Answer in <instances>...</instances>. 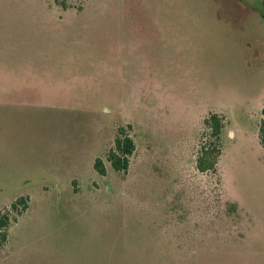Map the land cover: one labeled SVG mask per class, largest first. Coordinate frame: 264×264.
<instances>
[{"label": "crops", "instance_id": "0c3cea01", "mask_svg": "<svg viewBox=\"0 0 264 264\" xmlns=\"http://www.w3.org/2000/svg\"><path fill=\"white\" fill-rule=\"evenodd\" d=\"M2 5L21 9L16 22L29 34L14 60L0 62V139H11L0 146V153L32 156L13 169L24 184L41 187L38 197L44 203L34 208L36 195L23 191L0 205L29 198L26 211L8 227L0 264H28L30 248L38 250V259L63 249L70 233L68 219L58 218L60 209L69 216L70 200L78 207L74 213L80 214L82 192L76 175L55 171L68 168L65 157L88 135L100 137L98 151L104 157L119 127H131L137 150V138L167 143L174 126L176 137L190 136L182 145L189 154L197 147L205 117L217 113L226 118L218 164L242 138L222 103L239 100L231 98L230 90L245 91L248 80L249 85L257 80L264 45L262 0H112L109 33L98 32L99 19L81 14L72 18L71 11L56 17L45 0H0ZM0 22L16 25L2 16ZM5 27L0 26V32ZM232 64L241 67L234 81ZM263 99L261 93L251 137L264 154L257 134ZM30 137L35 144L25 141ZM62 183L66 189L61 192ZM139 230L148 236L145 250L130 246L138 238L132 233L116 236L112 264H162V225L154 227L155 233L148 226ZM120 252L133 258L124 259ZM140 252H145L143 258Z\"/></svg>", "mask_w": 264, "mask_h": 264}, {"label": "rangeland", "instance_id": "374dc122", "mask_svg": "<svg viewBox=\"0 0 264 264\" xmlns=\"http://www.w3.org/2000/svg\"><path fill=\"white\" fill-rule=\"evenodd\" d=\"M45 1L53 7L56 17L62 18L65 11H71L72 18L81 14L82 17L99 19L102 25L98 32L109 33L112 0H67L66 9L54 0ZM20 11L15 5L11 8L0 6V16L6 20L18 21ZM3 23L0 22V26L7 27L0 32L1 63L15 59L29 32L26 26H18L20 23ZM261 51L263 56L257 65L256 82L249 85L248 80L245 91L230 90L231 98L239 100L222 103L229 107V119L242 138L230 146L227 158L216 166L215 172L199 173L195 169L199 145L211 151L215 143L205 128L200 132L196 149L189 154L183 151L182 145L190 140V136L185 133L176 137L178 132L174 126L172 136L165 139L167 143L162 138L150 141L137 138L138 148L125 173L114 171L106 160L113 142L101 157L98 151L100 137L88 135L81 146L77 144L76 150L65 157L68 168L55 171L64 176L72 173L80 183L82 199L77 205L81 213H74L78 207H73L69 200V216L62 208L58 216L60 220L68 219L70 238L63 249L54 251L49 259H38V250L28 249L27 263L112 264V244L117 242L116 236H126L127 232L136 235L138 238L133 237L136 243L130 246L141 248V251L148 244V236L139 228L148 226L154 232L155 226L162 225V264H264V154L255 148L257 141L251 137L259 120L261 93L264 98V45ZM240 68L234 64L230 66V81H234ZM10 141L1 138L0 146L9 145ZM25 141L36 143L31 137ZM222 142L224 144L223 136ZM31 158L23 151L16 155L0 153V205L15 194L29 191L36 195L34 208H41L44 203V199L38 197V188L41 187L34 183L24 184L13 169L15 164L20 167ZM96 158H101L106 166L104 177L93 169ZM60 186L61 192L66 189L63 183ZM75 187L77 190L76 184ZM6 208L8 206L0 211ZM11 216L18 218L16 214ZM58 225L60 223L56 222L55 226ZM144 253L140 252L138 256L143 258ZM120 254L124 259L133 258V254Z\"/></svg>", "mask_w": 264, "mask_h": 264}, {"label": "trees", "instance_id": "16d2710c", "mask_svg": "<svg viewBox=\"0 0 264 264\" xmlns=\"http://www.w3.org/2000/svg\"><path fill=\"white\" fill-rule=\"evenodd\" d=\"M54 2L64 9L68 7L67 0H54ZM203 125L210 132L209 136L214 138L215 143L211 151H206L204 146L199 145L195 160V169L199 173L215 172L224 148L222 134L226 126V118L221 114L209 113L205 117ZM126 129L123 127L116 129L113 147L108 151L106 156L107 162L110 163L111 168L116 172L125 173L128 171L130 158L136 149L133 138L130 135L131 127L127 126ZM257 134L259 144L264 151V99ZM93 169L100 176L106 175V168L101 158L94 160ZM28 203L29 198L27 196L19 197L8 208L0 211V245H3L7 241V229L10 224L16 222V218H13L11 215H21L28 208Z\"/></svg>", "mask_w": 264, "mask_h": 264}]
</instances>
